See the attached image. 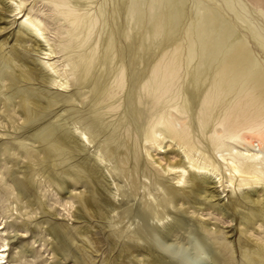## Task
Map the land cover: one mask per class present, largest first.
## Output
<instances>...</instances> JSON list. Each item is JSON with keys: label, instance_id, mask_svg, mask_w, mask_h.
<instances>
[{"label": "bare ground", "instance_id": "6f19581e", "mask_svg": "<svg viewBox=\"0 0 264 264\" xmlns=\"http://www.w3.org/2000/svg\"><path fill=\"white\" fill-rule=\"evenodd\" d=\"M9 1L0 20L18 28L12 45L0 40V153L28 158L26 188L38 176L70 190L91 248L104 241L95 220L125 221L113 232L137 245L152 241L147 227L158 236L163 251L128 244L113 264H264V29L246 6L223 0L248 34L206 0H44L61 21L53 37ZM215 211L236 221L232 236L201 219Z\"/></svg>", "mask_w": 264, "mask_h": 264}, {"label": "rangeland", "instance_id": "374dc122", "mask_svg": "<svg viewBox=\"0 0 264 264\" xmlns=\"http://www.w3.org/2000/svg\"><path fill=\"white\" fill-rule=\"evenodd\" d=\"M24 1L26 6L25 10L28 11L32 8V13L41 20H44L47 28L51 31L52 36L55 37L57 35L55 33L61 21L55 19V8L53 5L44 0ZM206 1L217 7L221 6L224 13L234 20L237 26L242 28L241 30L244 33L248 34L246 29L242 27L241 23L234 18L235 13H232L225 7V1ZM235 3V6L239 11H242V9L238 6L244 4L247 9L246 16L251 18L254 24H258L259 27L264 29V0H237ZM3 4L9 6L11 2L9 0H4ZM15 17L16 16L0 20V40L10 37V45L14 43L17 36L15 34L18 28V22L15 21ZM73 45L74 47L76 46V41H74ZM132 60L133 56L130 57L129 61L132 62ZM21 121L22 120H19V123ZM3 129L4 128H0V130ZM10 131H13L11 124ZM2 140L4 139H1L0 141V148H2ZM170 148L171 147H166L164 153L168 154L170 157H174L175 154L168 152V150L171 152ZM174 149H177V147H174ZM143 153L145 154V151H143ZM154 154H156V152ZM157 157H160V155L157 154L155 158ZM16 162H18L17 165ZM27 163L28 158L19 157L16 159L12 158L5 152L0 153V246L5 243L2 240L7 238L6 241L9 242L10 248L7 250L9 257H7L8 262L6 264H113V260L116 257L115 255H119L121 249L128 244L131 245L135 251H138L137 249H139V251H146V249L149 248L152 251H163L159 247L158 236H154L155 233H151L149 227H147L146 231H149L151 234L152 241L145 246L142 245V243H138L137 245L135 242L128 241L124 236L128 230H124L123 235H115L113 231L122 229L125 221L116 227L111 228L108 226L103 228L102 221L95 220L99 225L98 228H102V232L99 233V235L104 241L100 247L95 243L93 244V248L85 245L84 240L78 237L76 231V227L80 224L85 225V222L83 220L77 221L75 216H72L78 205L75 203V208L71 209L69 203L66 204V197L69 196L70 190L62 191L59 190V187L57 186L54 188L49 182L38 176L36 177V181L38 182H35L33 187L28 190L23 182L24 175L28 172ZM122 184H125V182L122 181ZM76 188V191L74 190L72 194L77 196L79 192H82L85 189L81 184H77ZM230 193L231 191L229 194ZM140 196L141 195L138 196V199ZM136 202L134 204L135 208ZM40 204H43L47 209L43 210ZM65 207L70 208L71 213L68 212L67 209H64ZM139 208L140 207H138V209ZM193 214V209H191L189 213L186 214V217L194 218L195 215ZM201 219L204 220L209 227L212 222H219L220 228L229 236L233 235L231 229H236L235 220L231 221L229 218H224L218 215L216 211L211 215L206 213ZM54 225L65 230L64 236L61 239H58L54 231L51 230ZM262 230L264 231V228ZM187 233L188 232L185 231V229H182L179 232L181 239L173 238L174 241H180L181 244L188 241V239H182L184 235L188 236ZM108 234L116 243V246L109 254V246L106 242ZM239 234L240 233L238 232L236 235L234 234L232 239H236L238 242ZM189 237L191 241L186 244L187 247L197 244V242L194 241L193 235H190ZM71 238L75 240H72ZM210 242V240L205 242L206 244L208 243V251L213 250L217 252V248H215L213 244L211 245ZM143 257L144 256H142V260L144 259Z\"/></svg>", "mask_w": 264, "mask_h": 264}]
</instances>
